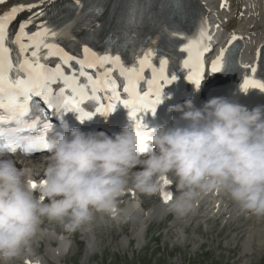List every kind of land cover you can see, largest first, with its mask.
<instances>
[{"label":"clouds","instance_id":"obj_1","mask_svg":"<svg viewBox=\"0 0 264 264\" xmlns=\"http://www.w3.org/2000/svg\"><path fill=\"white\" fill-rule=\"evenodd\" d=\"M168 111L179 115L170 126L147 130L146 151L134 127L112 135L66 124L52 129L38 183L34 167H17L0 151V261L30 251L37 234L67 241L42 230L45 221L71 234L94 212L115 215L127 191L157 194L164 179L175 184L168 207L178 215L209 194H223L241 210L264 216V106L249 109L221 96L200 107L189 98Z\"/></svg>","mask_w":264,"mask_h":264},{"label":"snow or ice","instance_id":"obj_2","mask_svg":"<svg viewBox=\"0 0 264 264\" xmlns=\"http://www.w3.org/2000/svg\"><path fill=\"white\" fill-rule=\"evenodd\" d=\"M6 2L0 0V5ZM44 2L39 0L40 4ZM152 5L153 0H143V3L130 0L117 21L119 34H110L103 40L102 52L92 47L93 42H99L104 29L103 23L97 21L104 11L102 0H97L83 13L82 0H74L70 7H74L76 18L60 28L49 24L48 20H39L45 13L43 10L32 11L38 4L14 5L0 14V151L15 152L20 148L24 153H35L48 150V135L53 125L44 116V110L35 106L40 114L30 122L28 119L35 97L40 98L54 114L77 112L81 121L97 113L107 117L117 105H121L127 109L133 122L142 145L141 151H146L149 133L142 114L155 113L156 106L161 103L162 87L177 78L168 69L177 52L175 39L184 38L174 19L184 15L181 0H160L161 12L168 10L166 19L162 21H158L150 11ZM25 11L31 14L19 21L13 33L10 25ZM77 22L86 30L81 39L71 34ZM146 24L151 25L154 34L142 32ZM30 26L35 30L29 31ZM65 38L73 42V51L66 50L58 42ZM211 39L201 28L198 35L187 38L178 48L179 53L186 54L180 64L185 79L197 89L206 76L203 57L209 51ZM241 39L235 33L231 34L227 44L211 61L208 74L231 66L235 61L234 43ZM260 54L258 49L257 60ZM125 56L131 59L130 64L125 61ZM53 58L58 61L54 66L51 63ZM73 62L78 68L73 67ZM240 66L250 71L240 85L241 91H264V82L255 78L257 65ZM85 69H97L95 78ZM114 73H118V78ZM81 78L85 82H81ZM57 84L62 85L58 90L53 87ZM86 102H94L95 112L82 107ZM27 130H34L36 134L23 135ZM168 185L170 182L164 179L161 195L165 202L172 195L170 191L163 190V186ZM30 187L36 189L37 183L30 182Z\"/></svg>","mask_w":264,"mask_h":264},{"label":"rangeland","instance_id":"obj_3","mask_svg":"<svg viewBox=\"0 0 264 264\" xmlns=\"http://www.w3.org/2000/svg\"><path fill=\"white\" fill-rule=\"evenodd\" d=\"M257 24L260 33L264 19ZM130 191L134 196L118 202L115 215L94 212L76 230L78 235L45 221L42 230L67 241L58 246L37 234L27 255L41 264H264V231L257 230L262 222L264 227V216L241 210L226 195L216 201V194H209L187 214L178 215L154 197ZM143 197L148 205L142 203ZM250 224L255 228L250 230ZM57 246L63 249L55 261L50 254Z\"/></svg>","mask_w":264,"mask_h":264},{"label":"bare ground","instance_id":"obj_4","mask_svg":"<svg viewBox=\"0 0 264 264\" xmlns=\"http://www.w3.org/2000/svg\"><path fill=\"white\" fill-rule=\"evenodd\" d=\"M59 1H63V0H51V2H48V0H45V2H44L43 4H40V3H39V0H30V1H28V0H23V1L21 2V4H38V7L32 10L33 12H36V11H40V10L45 11L46 9H48L49 7H51L53 4L58 3ZM249 1H250V0H248V2H249ZM19 4H20V3H19ZM237 5H238V9H240V10H241L242 6H244V4L242 3L241 0L237 2ZM240 10L237 11V14H238V20L241 19V18L244 19V18H245V15L248 14V10L245 9V10H243V11H241V12H240ZM215 13L219 15L220 11L216 10ZM28 14H31V13L25 11L24 14H23L24 18H25L26 15H28ZM218 15H217V16H218ZM25 19H26V18H25ZM210 19L213 20V21H215V17H214V16H212V18H210ZM234 23H235V19H232V20H231V25H233ZM262 41H264V39L260 38L259 40L256 41V43L260 44L259 42H262ZM246 53H248V51H247ZM246 55H247V54H246ZM138 170H139V168H135V169H133V171H138ZM221 195H223V194H216V196H221ZM124 196L126 197V195H124ZM124 196H122L121 198H119V201H120L121 199L125 198ZM150 196H152V197H154V198H157V199H161L163 202H165L164 199L162 198V195H160L159 193L154 194V195H150ZM216 198L219 200L220 197H216ZM146 200H147V198L143 197V202H142V203H143L144 205H148V204H147V201H148V200H147V201H146ZM119 201H118V202H119ZM227 205H228V204H226V207H227ZM217 206H219V207H218V210H220L221 207H222L221 205H217ZM229 206H230V205H229ZM131 209H132V212H133V213L136 212V210H134V207H133V206H131ZM255 221H258V223H260V222H259V219H257V218H256ZM262 223H263V222H262ZM262 223L258 225V229H257V226H256V229H257L259 232H260L261 229H263V231H264V227L262 226ZM55 228H56V227H55ZM254 228H255V224H253V225L250 224V230H252V229H254ZM56 229H57V228H56ZM71 235H78V232H77V231H74V232L71 233ZM53 245H56V243L54 242ZM58 246H59V243H58ZM63 246H64V245H63ZM60 247L62 248V246H60ZM60 247H58L56 250H53V251L51 252V254H50L51 259H53V260H55V261H57V260L59 259V256H58V255L62 252V249H63V248L61 249ZM28 262H29L30 264H33V263L41 264L40 261L31 259V258L27 255L26 252L22 253L20 257L15 258V259L9 261V263H11V264H27ZM4 263H8V262H4Z\"/></svg>","mask_w":264,"mask_h":264}]
</instances>
